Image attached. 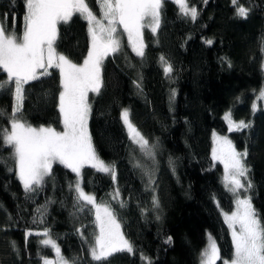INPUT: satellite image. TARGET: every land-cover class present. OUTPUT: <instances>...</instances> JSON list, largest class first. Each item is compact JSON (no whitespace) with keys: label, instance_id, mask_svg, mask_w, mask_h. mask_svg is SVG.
<instances>
[{"label":"trees","instance_id":"16d2710c","mask_svg":"<svg viewBox=\"0 0 264 264\" xmlns=\"http://www.w3.org/2000/svg\"><path fill=\"white\" fill-rule=\"evenodd\" d=\"M86 2L100 17L96 0ZM238 3L249 8L246 19L235 14L231 0H188L198 11L193 22L179 15L172 0H165L158 31L144 29V57L135 54L124 36L120 50L104 62L99 94L89 95L92 143L99 158L114 165L117 183L108 174L84 168L82 187L98 204L110 207L136 254L92 260L88 249L97 232L94 209L74 208L69 184L76 175L56 164L36 192L25 193L16 172L9 170L14 167L11 150L0 146V264H43L42 257L52 259L54 252L39 244L43 237L26 236L44 229L70 264H145L141 256L151 264H198L208 234L221 257L230 260L233 242L222 214L234 211V197L223 185L222 165L212 159L215 132L228 136L237 151L247 147L252 188L246 194L264 224V108L252 111L264 85V0ZM24 13L23 0H0V20L7 14V28L15 17L19 33ZM56 49L81 64L91 50L88 23L79 15L60 23ZM160 57L172 65L167 77ZM49 71L50 76L25 85L23 114L33 126L59 130L60 77L57 69ZM5 75L0 72V79ZM13 105V95L0 92V109L6 112L0 127L9 126L7 114ZM125 109L133 125L155 145V164L129 139L122 120ZM229 111L233 120L251 122V128L229 132L223 119ZM137 162L154 168V191L146 190L147 176ZM153 195L159 209L153 208ZM41 213L43 223H33ZM169 237L171 242L165 243Z\"/></svg>","mask_w":264,"mask_h":264},{"label":"snow or ice","instance_id":"6c2138e0","mask_svg":"<svg viewBox=\"0 0 264 264\" xmlns=\"http://www.w3.org/2000/svg\"><path fill=\"white\" fill-rule=\"evenodd\" d=\"M165 0H96L100 18L89 7L86 0H23L25 13L22 17L21 31H16V18L13 17L11 28H7V14L0 20V72L6 74L0 79V92H9L14 97V105L10 114L8 127H0V146L11 150L14 167L25 193L36 192L52 176L54 163L64 165L76 174V181L69 184V191L75 193L74 208L78 212L94 211L95 225L98 229L89 242V255L98 262L108 261L117 253L135 255L133 245L124 237L120 224L107 204L96 202L94 194L86 193L82 187V169L90 166L97 171L109 173L115 178L114 165L105 164L97 155L91 142L88 130V119L91 105L88 93L99 94L102 87L101 64L110 53L120 50V41L115 34L122 27L127 34L132 50L139 57H144L146 45L143 41V29L148 28L155 34L161 23V10ZM178 6V13L195 22L198 11L189 6L188 0H172ZM206 3L207 0H204ZM14 3V0H13ZM235 14L247 18L249 8L239 5L238 0H231ZM78 14L89 25L92 48L81 64L70 61L56 51L55 42L58 36V25L68 23L73 15ZM104 21H107L105 24ZM209 45L211 40L206 41ZM264 51V48H262ZM164 74L173 72L172 65L164 57ZM229 67L231 64L229 63ZM58 70L60 88L58 96V112L61 127L33 126L23 114L25 85L41 77L50 76L49 69ZM264 70V65H262ZM137 88L140 85L137 83ZM172 96L174 98L175 91ZM257 99L264 100V87ZM256 103L252 111H257ZM6 115L0 109V117ZM228 131H244L251 128V122L234 121L231 112L225 114ZM122 120L127 128L129 139L137 145L140 152L155 164V145L150 144L140 131L133 125L127 109L122 112ZM217 148L213 149L212 157L224 166L223 183L225 189L235 198V210L225 214V221L231 230L233 254L231 259H223L216 240L208 234L206 244L199 254L198 264H264V224L258 218L252 206L251 197L244 195L252 188L249 179L250 167L245 163L249 152L247 147L237 151L232 141L225 137H215ZM171 163V161H170ZM147 176L146 190L154 191V168H148L137 162ZM119 197L117 190L112 199ZM121 207L124 206L120 200ZM154 209L160 208L159 199L153 195ZM91 206V207H89ZM40 210L38 209V212ZM160 219L159 216L156 217ZM43 223V213L34 218L33 223ZM239 225V229H237ZM82 238L84 233L77 230ZM43 237L39 244L54 251L55 257H42L43 264H70L62 254L60 247L50 235L48 229L43 232L26 233V236ZM169 237L165 243H170ZM15 250V243L12 244ZM145 264H151L148 257H140ZM71 264H75L72 261Z\"/></svg>","mask_w":264,"mask_h":264},{"label":"rangeland","instance_id":"374dc122","mask_svg":"<svg viewBox=\"0 0 264 264\" xmlns=\"http://www.w3.org/2000/svg\"><path fill=\"white\" fill-rule=\"evenodd\" d=\"M171 1V0H170ZM75 15H78V14H75ZM74 16V15H73ZM98 17V16H97ZM98 18H100V17H98ZM85 20V19H84ZM86 21V20H85ZM87 22V21H86ZM88 23V22H87ZM104 23L106 24L107 23V21H104ZM88 29H89V25H88ZM115 36H116V38L120 41V44H121V42H122V40H123V37L124 36H126L127 37V34L123 31V28L122 27H118V29H117V32H116V34H115ZM89 37H90V40H91V48H92V38H91V34L89 33ZM128 38V37H127ZM57 39H58V36H57ZM143 41H144V29H143ZM56 42H57V40H56ZM56 42H55V48H56ZM145 44V43H144ZM56 51H57V49H56ZM58 52V51H57ZM59 53V52H58ZM113 53H110V54H108L104 59H103V61H102V64H101V72L103 71V65H104V62L106 61V59H107V57L108 56H110V55H112ZM102 79H103V77H102ZM262 87H264V85L262 86ZM90 93L91 92H89L88 93V102H89V95H90ZM258 93H259V91L257 92V96H256V98L258 97ZM15 102V101H14ZM255 103H256V105H257V111H259L261 108H264V100H259V99H256V101H255ZM90 104V103H89ZM257 111H255V112H257ZM230 112V111H229ZM228 113V112H227ZM226 114V113H225ZM231 115H232V113H231ZM224 117H225V115H224ZM224 117H223V119H224ZM232 119H233V117H232ZM89 120H90V116H89V119H88V130H89ZM224 121L226 122V124H227V127H228V123H227V121L224 119ZM235 121V120H234ZM126 127V126H125ZM127 129V128H126ZM128 132V131H127ZM230 132V131H229ZM231 132H234V131H231ZM90 133V132H89ZM216 136H220V137H225L224 135H221L220 133H217V132H215V133H213V135H212V143H213V147H212V151H211V153H213V149H215V148H217V144H216V140H215V137ZM228 139H229V137L228 136H226ZM231 140V139H230ZM91 142H92V139H91ZM233 143V142H232ZM93 144V143H92ZM234 145V144H233ZM137 146V145H136ZM212 159H213V157H212ZM11 161H12V163H13V160H12V158H11ZM213 161L216 163V164H219L220 166L222 165V167H223V174L225 175V171H224V166H223V164L219 161V160H214L213 159ZM56 164H59V163H54L53 164V166L54 165H56ZM105 164H107V163H105ZM13 165H14V163H13ZM59 165H62V164H59ZM109 165V164H108ZM62 166H64V165H62ZM84 168H92V167H90V166H85V167H83V169ZM82 169V170H83ZM94 169V168H93ZM70 170V169H69ZM96 170V169H95ZM71 171V170H70ZM97 171V170H96ZM16 172V171H15ZM100 172V171H99ZM101 173H104V174H108V175H110L111 177H112V175L111 174H109V173H105V172H101ZM75 174V173H74ZM16 175H17V172H16ZM76 175V174H75ZM224 175H223V179H224ZM17 178H18V176H17ZM47 178V177H46ZM45 178V179H46ZM112 179H113V177H112ZM114 180V183H115V186H116V183H117V176H116V172H115V178L113 179ZM20 181V180H19ZM22 184V183H21ZM223 185H224V183H223ZM244 195H246V196H248L246 193H244ZM252 203V202H251ZM234 206H235V198H234ZM253 207H254V205H252ZM235 210V209H234ZM94 211H95V209H94ZM225 212H223V214H222V217L224 218V221H225ZM116 218V217H115ZM116 220H117V218H116ZM117 222L120 224V222L117 220ZM226 222V221H225ZM227 224V223H226ZM227 226H228V224H227ZM237 227V229H239V225H237L236 226ZM229 228V227H228ZM120 229H121V231H122V233H123V230H122V227H121V224H120ZM97 231H98V229H97ZM123 235H124V233H123ZM230 235H231V230H230ZM125 237V236H124ZM231 238H232V236H231ZM59 246V245H58ZM60 247V246H59ZM61 250V249H60ZM54 252V251H53ZM61 254H62V252H61ZM54 257H55V253H54ZM53 257V258H54ZM52 258V259H53ZM219 262V261H218ZM217 262V263H218Z\"/></svg>","mask_w":264,"mask_h":264}]
</instances>
